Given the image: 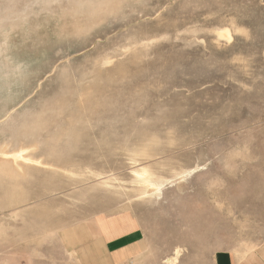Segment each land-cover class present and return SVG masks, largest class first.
<instances>
[{"label": "rangeland", "instance_id": "obj_1", "mask_svg": "<svg viewBox=\"0 0 264 264\" xmlns=\"http://www.w3.org/2000/svg\"><path fill=\"white\" fill-rule=\"evenodd\" d=\"M99 217L129 264L264 242V0H0V264H87Z\"/></svg>", "mask_w": 264, "mask_h": 264}, {"label": "crops", "instance_id": "obj_2", "mask_svg": "<svg viewBox=\"0 0 264 264\" xmlns=\"http://www.w3.org/2000/svg\"><path fill=\"white\" fill-rule=\"evenodd\" d=\"M125 219V215L119 217L120 221ZM97 220L102 227L99 228L98 236L101 251L97 252L83 244L84 247L80 249L81 261L87 264H129L133 261H143L149 257L147 236L141 228L116 232L109 226L113 223L109 224L102 217ZM79 232L76 231L75 233L79 234ZM212 264H264V242L244 256L228 250H218L212 256Z\"/></svg>", "mask_w": 264, "mask_h": 264}, {"label": "bare ground", "instance_id": "obj_3", "mask_svg": "<svg viewBox=\"0 0 264 264\" xmlns=\"http://www.w3.org/2000/svg\"><path fill=\"white\" fill-rule=\"evenodd\" d=\"M14 156L16 157V158H24L25 156H24V154L23 153H15L14 154ZM27 158V160H29V161H31V158L30 157H26ZM139 166V165H138ZM142 166V165H141ZM142 174V173H141ZM145 174V173H144ZM144 184L147 186V188H148V190H146V193H150V191H155L156 193H157V195H159V194H161V188L160 187H155L156 188V190H153V189H155L152 185H151V181L150 180H148V179H146V180H144ZM161 187H163V186H161ZM156 195V196H157ZM160 196V195H159ZM158 196V197H159ZM180 253H181V249H177L176 251H175V254L173 255V256H169V257H167V258H165L164 259V262H166V263H168V264H176L177 262H178V258H179V255H180Z\"/></svg>", "mask_w": 264, "mask_h": 264}]
</instances>
